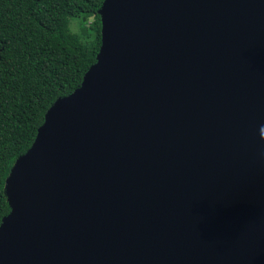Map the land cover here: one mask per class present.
Returning <instances> with one entry per match:
<instances>
[{
    "label": "water",
    "instance_id": "obj_1",
    "mask_svg": "<svg viewBox=\"0 0 264 264\" xmlns=\"http://www.w3.org/2000/svg\"><path fill=\"white\" fill-rule=\"evenodd\" d=\"M101 46L5 181L0 264H264V0H104Z\"/></svg>",
    "mask_w": 264,
    "mask_h": 264
},
{
    "label": "trees",
    "instance_id": "obj_2",
    "mask_svg": "<svg viewBox=\"0 0 264 264\" xmlns=\"http://www.w3.org/2000/svg\"><path fill=\"white\" fill-rule=\"evenodd\" d=\"M104 0H0V223L5 181L45 115L97 60ZM78 19L80 31L71 29Z\"/></svg>",
    "mask_w": 264,
    "mask_h": 264
},
{
    "label": "rangeland",
    "instance_id": "obj_3",
    "mask_svg": "<svg viewBox=\"0 0 264 264\" xmlns=\"http://www.w3.org/2000/svg\"><path fill=\"white\" fill-rule=\"evenodd\" d=\"M71 29L73 31H80V27L78 25V19L73 18L71 21Z\"/></svg>",
    "mask_w": 264,
    "mask_h": 264
},
{
    "label": "clouds",
    "instance_id": "obj_4",
    "mask_svg": "<svg viewBox=\"0 0 264 264\" xmlns=\"http://www.w3.org/2000/svg\"><path fill=\"white\" fill-rule=\"evenodd\" d=\"M260 129L264 130V126H262ZM262 139H264V138H262Z\"/></svg>",
    "mask_w": 264,
    "mask_h": 264
}]
</instances>
